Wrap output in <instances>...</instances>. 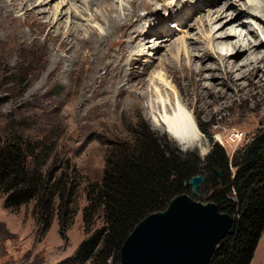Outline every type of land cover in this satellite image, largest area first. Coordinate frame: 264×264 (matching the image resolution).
I'll use <instances>...</instances> for the list:
<instances>
[{
	"label": "rangeland",
	"instance_id": "obj_1",
	"mask_svg": "<svg viewBox=\"0 0 264 264\" xmlns=\"http://www.w3.org/2000/svg\"><path fill=\"white\" fill-rule=\"evenodd\" d=\"M87 1L48 0L45 7H16L14 0H0V141L19 138L35 154L42 152L43 170L54 165L65 169L70 162L81 182L78 209L64 238L57 217L43 234L33 217V203L6 209L0 194V264H80L73 258L89 237L83 222L84 189L102 181L110 143L132 144L137 132L144 131L160 146L168 142L184 155L192 154L200 160L194 164L204 182L197 196L191 187L184 194L207 204L217 190L214 183L224 178L220 170L216 171L221 178L208 170L215 147L224 150L232 179L236 152L264 134V49L258 52L263 59L258 75L241 78L248 69L249 45L264 43V0H139L143 7L134 6L133 0H106L118 7L115 16L130 19V29L117 32L112 44H100L89 55L85 54L89 46L83 44L59 50L67 37L89 38L93 30L103 36L113 33L95 19L97 15L107 22L105 12L88 7ZM57 5L64 14L62 28L55 25ZM32 9L44 12L35 17L26 14ZM223 9L239 17L238 29H233L237 37L230 43L241 40L243 46L233 52L232 44L218 43L222 30L215 18ZM249 14L260 16V21ZM35 18L52 25L44 29ZM207 50L210 56L203 59ZM236 52L240 56L230 58ZM188 53L195 59L189 61ZM183 62L204 69L206 79L200 87L204 99L194 94ZM230 70L235 72L233 79L226 74ZM160 76L171 86L162 90L163 99L169 102L178 96L195 116L201 139L190 149L165 130V113L157 106L160 99L154 90ZM235 133L243 134L242 141H233ZM103 226V219L95 217L90 234ZM251 264H264V231Z\"/></svg>",
	"mask_w": 264,
	"mask_h": 264
},
{
	"label": "trees",
	"instance_id": "obj_2",
	"mask_svg": "<svg viewBox=\"0 0 264 264\" xmlns=\"http://www.w3.org/2000/svg\"><path fill=\"white\" fill-rule=\"evenodd\" d=\"M109 146L102 181L84 189L83 222L89 237L73 258L80 264H118L133 229L149 214L165 210L175 196L189 192L184 183L198 175L195 164L200 160L168 142L160 146L144 131L137 132L132 144ZM42 158V152L35 154L19 138L0 141V194L6 209L33 203V217L43 234L57 217L64 238L78 209V171L70 162L65 169L54 165L43 170ZM233 165L236 173L231 179L229 162L219 145L208 157L210 174L216 170L224 174L214 183L217 190L209 201L234 217L232 230L210 264H251L264 231V134L237 151ZM95 217L102 218L104 226L90 234Z\"/></svg>",
	"mask_w": 264,
	"mask_h": 264
},
{
	"label": "water",
	"instance_id": "obj_3",
	"mask_svg": "<svg viewBox=\"0 0 264 264\" xmlns=\"http://www.w3.org/2000/svg\"><path fill=\"white\" fill-rule=\"evenodd\" d=\"M216 174L222 177L219 171ZM203 182L204 177L197 175L184 186L197 196ZM233 225V216L222 213L216 203L177 195L165 210L149 214L133 229L118 264H210Z\"/></svg>",
	"mask_w": 264,
	"mask_h": 264
},
{
	"label": "bare ground",
	"instance_id": "obj_4",
	"mask_svg": "<svg viewBox=\"0 0 264 264\" xmlns=\"http://www.w3.org/2000/svg\"><path fill=\"white\" fill-rule=\"evenodd\" d=\"M14 1L16 3L15 4L16 7H18V6L19 7H24L25 5H28V4L30 6H36V5L38 6L39 5L38 7H42V6L45 7V6L50 4V3H48V0H14ZM138 1L139 0H133V5L137 6L139 4L138 7H140V5H142V7H143L145 3L141 2V4H140V3H138ZM164 1H166V0H164ZM87 2H88V7L93 8L95 6V7H98L99 9H101L102 12H105V16L107 17V20H108L107 22H105L101 17H99L97 15L95 16L96 17L95 19H96V21H98L101 24H105L106 23L107 27L110 29V31H113V33H110V34H107V35L103 36V35H98L97 32L95 30H93V36L91 35L89 38H85V37L83 38V37H81L82 35L80 33H78L80 35H77L75 38L67 37L63 41L62 46H61V48H59V50H65L66 51V50L71 49L75 45H79L81 47L83 45H85V46L88 45L89 46V50L85 54L88 53V55H89V53L91 54V51L95 50L97 48V46H100V44L104 45V46L105 45L109 46L110 44H112L113 41L118 39L117 32H123V34H124V30H126L129 26H131L130 25V22H131L130 19H129V21L126 18L123 20V19L115 16V14L118 13L117 12L118 7H116L114 5L115 3L112 5V4L109 3V1L107 2L106 0H88ZM210 2H213V1H210ZM149 6H150V4H149ZM56 7H57V9H56ZM151 7H153V6H150V9H152ZM224 8L226 9V7H224ZM55 10L58 11L56 13V15H55V16H58L57 18L55 17L56 18L55 25H58L60 28H62L61 21H62V18H63L62 16L64 14L62 12H59L60 6H58V5L55 6ZM147 10H148V8L146 10H144V11H147ZM42 12H44V11L38 10V12H37V11H35V9H32L31 11L27 12L26 14H28V15L30 14L31 16L35 17L37 13H42ZM216 13H217L216 14L217 17L215 18V20L218 23L220 21L219 26L221 28L220 30H222V33L220 34V39H219V42H218L219 46L222 43H224V44H226V43L227 44H232L231 52H233L236 48H240L241 49V47L243 46V42H241V40H238V42H236L235 44L234 43H230V39L231 38L237 37L236 33L235 32L233 33V31H234L233 29H234V27H237V22H238V18L239 17H235V15H232V14L229 15L228 13L226 14V11L224 9H223V11H217ZM249 15L253 16L254 19H256L257 21H260L258 19V17H260V16H254L253 14H249ZM256 15H258V14H256ZM223 18L225 19V21H223ZM36 22H37V24H39V26L43 27L44 29H45V27L49 28L52 25L50 22H44L42 20V18H37ZM131 24H133V23H131ZM134 27H135V30H136V25ZM128 29H130V28H128ZM237 29H238V27H237ZM262 29L264 30V26H263ZM135 30L134 31L132 30V31L135 32ZM128 32L126 34H128ZM130 36L132 38L133 35H130ZM61 37H63V36H61ZM124 38H125V36L122 39H124ZM124 41H126V40H124ZM213 43H214V41H213ZM215 44H216V42H215ZM115 45H117V44H115ZM228 47H229V45H228ZM249 48H250V51H251L249 55H254V57L252 59V58H250L251 56H249V55L246 56V61L248 63V69H247V72L241 74V76H242L241 78L257 76L258 72L260 70V67H259L258 63L259 62L260 63L263 62V59L260 60V58L258 57V52L260 51V49H264L263 41L260 40L259 42L255 43V45H253V46L249 45ZM110 49H112V48H110ZM214 49H219V47H216V48L214 47ZM198 52H200V51H198ZM188 56H189L188 59L190 61V58H192V59L194 58L195 59L196 55L195 54L190 55V53H188ZM197 56H200V55H197ZM209 56L210 55L208 54V50L205 51V52L203 51V55H202L203 59H207ZM239 56H240V54H238V52H236V54L232 53L230 58L237 59ZM182 70L185 71V73H186L185 77L187 76L189 85L193 88L194 94H196L197 97H200V99H204V96L202 95V92L200 91L201 90L200 89L201 82H203V80L206 79L205 76L203 75L204 69L202 67L195 68V67H193L191 65H188V63H184V64H182ZM234 73L235 72L233 70H230V71L226 72V74L228 75L229 79H233L234 78ZM155 80H157V81H155V83H154L155 84L154 90L156 92V95H158V97L160 99V102L158 104L157 103L156 104H157L158 108L163 107V110H164V113H165V115L163 117V120H164L163 124L167 128L165 130H168V132L179 143L180 146H182V147H184L186 149H190L191 147L196 145L201 139V133H200V131L198 129V126H197V123H196V120H195V116H193V114L181 103V101L178 99V96L177 97L175 96L176 99L170 100L169 102H168L169 99L165 101L163 99L161 93H162L163 89L165 90V89H167L169 87L168 86L169 84H166L167 82L163 80L162 76H160L158 79H155ZM211 80H215V76H211ZM237 82H235L234 84L237 85ZM158 85L159 86L163 85V86H160V88H159ZM171 89L174 90L173 88H171ZM173 93H175V92H173ZM222 96H225V95L222 94ZM170 110L173 112V114H169L168 115V112Z\"/></svg>",
	"mask_w": 264,
	"mask_h": 264
},
{
	"label": "built area",
	"instance_id": "obj_5",
	"mask_svg": "<svg viewBox=\"0 0 264 264\" xmlns=\"http://www.w3.org/2000/svg\"><path fill=\"white\" fill-rule=\"evenodd\" d=\"M232 138H233V141L237 143V142L242 141L244 136H243V134L235 133V134L232 135Z\"/></svg>",
	"mask_w": 264,
	"mask_h": 264
},
{
	"label": "snow or ice",
	"instance_id": "obj_6",
	"mask_svg": "<svg viewBox=\"0 0 264 264\" xmlns=\"http://www.w3.org/2000/svg\"><path fill=\"white\" fill-rule=\"evenodd\" d=\"M250 2H251V0H250Z\"/></svg>",
	"mask_w": 264,
	"mask_h": 264
}]
</instances>
